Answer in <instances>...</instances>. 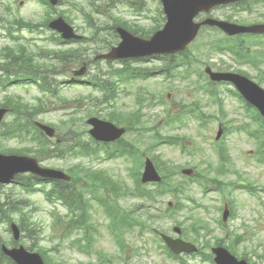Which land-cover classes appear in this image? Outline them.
Returning a JSON list of instances; mask_svg holds the SVG:
<instances>
[{"label":"rangeland","instance_id":"374dc122","mask_svg":"<svg viewBox=\"0 0 264 264\" xmlns=\"http://www.w3.org/2000/svg\"><path fill=\"white\" fill-rule=\"evenodd\" d=\"M90 0H64L63 4L55 8V16L57 13L64 12L72 21V26L78 32V34L87 37L90 30L87 28L85 23V18L82 13L78 11L76 7L81 8L88 16L89 20L93 25L99 27L100 29L104 27H109L112 25V18H120L124 22L132 25H138L149 29L153 27L152 25L153 18L158 17V9L161 10L157 0H93L95 7H99V15L96 14L95 8L87 6V3ZM137 3V5L142 9L141 13L133 12L127 3ZM4 5H11V13H6ZM23 7L20 6L19 1L14 2L13 0H0V18L7 19L11 21L13 18L20 17L23 20H29L32 22L41 21V16L44 13L43 8H41L36 2L23 3ZM249 7L253 10L250 12H242L240 14H235V10L230 7L217 8L211 11L209 14L211 17L225 19L232 18L237 20L240 23H251V22H262L263 18L261 15H258V12H262L258 8L256 3L250 2ZM264 13V12H263ZM44 17V16H43ZM163 15L159 18V24L162 27L164 22H161ZM9 23V24H8ZM13 23L7 22L1 25L0 29V46L8 45L13 46L14 43L7 42V39L4 35V29L8 28L9 25ZM48 34H50L48 32ZM212 32L209 30H204L200 32L194 41L187 49L189 50V58L196 62H203L208 64L211 69L214 71H225L229 69L240 70L246 72L250 79L256 82V79L259 78V72L247 64H238L233 62L231 57L228 54H216L211 53L208 58H200L198 53L201 50H205V45L210 42V36ZM214 38L216 35H212ZM99 38L105 40V43L89 45L83 44L82 48L85 50L83 52L84 57L92 59L96 54L105 53L112 46H116L119 42L118 38L113 36H108L107 33H100ZM249 42L250 40H244ZM109 42L110 45L106 46V43ZM43 43L36 44V46H42ZM34 48V46H33ZM51 48L53 46L51 45ZM256 53L262 52L260 48L255 49ZM54 62V61H51ZM94 62V61H93ZM159 62L156 60H148L147 62L130 60V65L135 68H153L155 65H158ZM69 68L65 75L61 77H52L56 82L67 81L71 77L70 70L78 69L80 66L76 64H70L66 66ZM77 67V68H75ZM195 72L193 75V80L197 78L196 71L198 69L202 70L200 64H195ZM264 71V65L260 66ZM65 71L66 68L58 66L55 71ZM121 69V65L118 62H110V65H106L104 62L92 63L90 64L89 70L87 68V73L84 76V79H88L89 75H97L101 78H109L113 83V86H116L117 90H121L120 96L116 102V108L131 111L135 109L134 98L137 94L146 96L147 99L151 102L155 99L164 97V102L161 104H144V123L142 128H145L144 131L135 126L132 132H129L124 136V141L126 144L134 146L132 149L136 150L139 153L143 163V157H147L153 161L156 160V163L161 166L166 164L168 167L172 168L175 172H180L184 168L191 167L197 172V177L203 178L210 187L216 186L217 182H223L228 198L231 199V206L235 212L234 217H229L226 220L225 224L221 226L219 224L220 211L218 208L222 206V199L219 194L215 192H209L206 197L201 196L199 187L195 184H189L188 197H192L199 204H203L207 210H187L185 212H176L173 214L172 218L164 222L160 228L163 229L165 234L175 237L170 231V228L178 222L179 227L184 230L185 234L181 238L187 241H199V236L193 234V230H199V227L203 222L207 224V227L210 229V233L205 234L203 231L200 232V236H205V239L211 244L213 240L217 238H222L225 234L226 239L224 240L225 245L231 243V239H237L239 237H245L244 240H241L237 243L235 250L238 254H247L254 263L264 264V261L256 257L254 254L261 256L264 255V193L259 189L264 187V165L257 162V150L254 138L251 137L247 132L255 133L257 130V125L248 117H245V114L241 108L237 105L239 104L237 99L232 96L227 90L230 88L227 86H219L216 91L219 94V98L223 101V111L225 112L224 118L217 110L216 105L210 102L208 96L199 88L203 85L204 79L200 82L192 81L191 78L185 82L183 81H169L160 77L148 78L144 82L131 83L128 80L120 81L118 78L117 72L114 70ZM264 76V74L262 75ZM257 83V82H256ZM258 84V83H257ZM264 88V77L263 83L259 84ZM62 87H59V92L62 96L73 99L76 96H87L92 94L91 91L85 86H72L68 84H62ZM53 89V87H52ZM116 92V91H115ZM10 93L12 95L20 96L23 100L28 101L30 104L34 103V98L39 97V95L34 91L33 88L29 87H14L11 86L4 93H0V97ZM90 95V97H94ZM168 96V97H167ZM48 104V103H47ZM197 105L201 111L205 114L208 119L199 118L195 119L194 117H182V123H178L175 120H172L171 125H168L170 116L175 114L182 113L185 109H189V105ZM58 105L55 106V109L46 110L41 116L36 117L35 120L39 122H44L46 124H57L59 118L62 116V112L58 111ZM171 111H168V109ZM169 113V117H167ZM210 115V116H208ZM80 115H75L76 119L75 128L79 131L83 128V122L79 120ZM216 117V119H214ZM11 117L5 119L8 122ZM222 119V120H221ZM221 120V121H219ZM225 123L227 128V134L225 137L220 139L219 146L224 147L225 151V162L219 164L218 155L214 150V137L217 132V126ZM247 125L244 130H236V127ZM155 126V130L153 127ZM86 127V135H87ZM140 133H138V132ZM157 131L162 136H175L178 137L183 145H186L188 150H192L191 154H188L186 150L183 152L179 145H164L157 148H153L154 139H151L153 133ZM80 135V140L85 141L80 132H77ZM224 134V132H223ZM88 137V135H87ZM1 148L4 149H17L19 148V143L15 141L11 142H0ZM22 147V146H21ZM23 148V147H22ZM223 154V153H222ZM43 166L53 169H59L65 172L69 170L75 163L69 159L61 158H45L42 157L40 162ZM154 163V161H153ZM164 163V164H163ZM96 169L104 170L115 182L123 184L126 183L131 186L127 178L126 168L130 166L128 161L124 160H110V161H94L93 163ZM224 164V168L219 167ZM189 166V167H188ZM87 168V165L84 162H80L79 165L74 170V175L77 177L83 176L84 169ZM222 169H225V172H221ZM66 173V172H65ZM240 177V182L243 184L246 182L252 183L254 186H257L256 195H251L246 190L233 192L230 190L229 183L237 181ZM108 187L118 195L121 191L119 190L116 184H107ZM0 193L3 194V197H9L10 199H19L27 201L29 208H37L36 211H33L26 219V223L30 225L26 226V231L23 232V237H21L19 244L25 248L35 246L34 250H38L40 247H43L45 250L49 251V245L46 242L52 240L51 244L59 246L60 254H52L48 252L47 256H54L59 261H64L68 264H79L82 259L87 261L88 258L79 253L73 252L68 248L69 238L64 237L62 241L56 240L58 237V230H51L52 217L49 212L53 211L52 206L45 203L42 197V194H26L19 190L17 185L3 186L0 188ZM259 196V197H258ZM184 197V196H183ZM182 197V198H183ZM113 199L117 201L114 206L120 211H128L136 207L137 202L131 199H123L112 196ZM167 201V200H166ZM184 203L193 205L187 200V197L183 199ZM196 205V203H195ZM28 208V210H29ZM56 213L61 215L63 218L65 210L60 206H56ZM197 208V207H196ZM12 218L16 220L17 214H13ZM181 222V223H179ZM96 228L93 233L94 236V246L99 248L101 251L105 252L108 255H114L113 264H123L116 259L117 254L115 253V248L111 242L109 235L106 233L105 227L108 224L107 219L104 217L102 211L95 206V211H92V219L90 221ZM8 226L6 223L0 224V238L9 241L10 234L7 231ZM153 239L152 235L149 233H144L142 238L138 237L137 239H128L129 244L134 246H139L140 241L146 239ZM198 243V242H197ZM199 244V243H198ZM139 248V247H138ZM255 252V253H254ZM254 253V254H253ZM240 259V258H238ZM186 264H208L201 262V259L196 257H186L184 259ZM180 261H172L170 259H165L163 256L158 255L154 249H150V253L141 252L140 256L137 259L133 260L130 264H179Z\"/></svg>","mask_w":264,"mask_h":264},{"label":"water","instance_id":"95a60500","mask_svg":"<svg viewBox=\"0 0 264 264\" xmlns=\"http://www.w3.org/2000/svg\"><path fill=\"white\" fill-rule=\"evenodd\" d=\"M165 7L167 15V25L162 32H158L150 41H142L131 37L123 31H119L123 43L120 47L107 56L109 58H122L129 56H145L156 53H173L183 49V47L193 38L199 25H191L192 17L199 10H207L212 4L222 2H230L233 0H161ZM187 15L186 19L185 16ZM56 28L64 32V36L71 37L69 29L61 22L58 21ZM227 29L226 26H223ZM215 79H224L223 76H213ZM236 85H238L245 94L252 96L255 102H259L264 108V94L259 91H254L250 86L243 85L237 78H230ZM98 126L97 122L93 123ZM106 130L115 131L109 125H105ZM121 132H117L119 135ZM103 140H110L113 138H101ZM17 237V233H16ZM166 243L175 252H181L186 247H180L178 242H172L170 239L165 238ZM16 252L11 255L14 256ZM223 264H232L227 259L223 258Z\"/></svg>","mask_w":264,"mask_h":264}]
</instances>
